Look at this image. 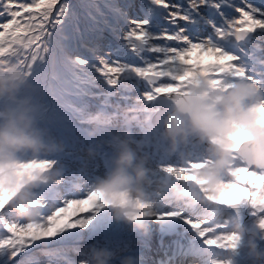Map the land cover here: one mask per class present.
<instances>
[{"label":"snow or ice","instance_id":"6c2138e0","mask_svg":"<svg viewBox=\"0 0 264 264\" xmlns=\"http://www.w3.org/2000/svg\"><path fill=\"white\" fill-rule=\"evenodd\" d=\"M9 67L24 77L17 95L31 97L37 122L63 151L25 165L61 168L57 183L37 191L38 218H18L0 195V264H77L90 247L111 250L113 264L123 255L136 264H208L212 252L234 246L226 233L237 205L264 213V169L250 165L243 144L209 204L141 205L143 234L114 221L92 187L118 128L154 166L195 179L202 146L185 145L186 159L166 154L156 121L201 81L227 90L245 80L264 99V0H0V72ZM89 146L96 156L84 164Z\"/></svg>","mask_w":264,"mask_h":264},{"label":"clouds","instance_id":"9594fccd","mask_svg":"<svg viewBox=\"0 0 264 264\" xmlns=\"http://www.w3.org/2000/svg\"><path fill=\"white\" fill-rule=\"evenodd\" d=\"M24 77L14 67L0 72V195L10 196L9 209L24 220L38 218L34 206L37 191L57 183L59 166L25 167L28 162L58 156L63 144L37 122L35 107L28 95L18 96ZM264 99L245 80L236 81L225 90L207 81L194 84L183 95L174 97L156 121L161 150L168 155L187 158L185 145L202 146L203 164L190 170V177L178 178L153 165L132 133L114 130L108 138L110 156L102 176L92 184L103 194L107 211L114 221L130 231L143 234L147 224L141 205H155L157 199L190 207L209 204L207 197H217L231 163L232 149L243 144L242 155L254 168L264 169ZM92 135L91 132L88 133ZM84 164L91 163L96 151L92 146L81 150ZM250 209L252 208L249 205ZM261 211L257 209V212ZM234 213H236L234 211ZM243 225L238 214L229 222L227 235L235 237L234 246L222 248V256H210L208 264H233V256L242 253L245 264H264V215ZM115 253L106 248L90 247L77 264H113ZM118 264H136L133 256L118 257Z\"/></svg>","mask_w":264,"mask_h":264},{"label":"trees","instance_id":"16d2710c","mask_svg":"<svg viewBox=\"0 0 264 264\" xmlns=\"http://www.w3.org/2000/svg\"><path fill=\"white\" fill-rule=\"evenodd\" d=\"M237 207L239 208V213H240V217L243 215V211L245 212V213H247V207H248V205L247 204H244V203H241L240 205H237ZM241 209V210H240ZM243 210V211H242ZM239 217V218H240ZM257 244H258V247L259 246H264V241H257ZM238 260L241 262V264H245V261H244V259H243V256H241V255H239L238 254Z\"/></svg>","mask_w":264,"mask_h":264},{"label":"rangeland","instance_id":"374dc122","mask_svg":"<svg viewBox=\"0 0 264 264\" xmlns=\"http://www.w3.org/2000/svg\"><path fill=\"white\" fill-rule=\"evenodd\" d=\"M260 215H264V213H261ZM254 219H256L254 216H252L251 217V220H254ZM253 221H250V222H248V223H246V221H243L242 222V224L243 225H245V226H247V225H250L251 223H252ZM217 255H220V256H222V253L219 251V250H216V251H214ZM214 252H212V255L214 254ZM214 256V255H213Z\"/></svg>","mask_w":264,"mask_h":264}]
</instances>
